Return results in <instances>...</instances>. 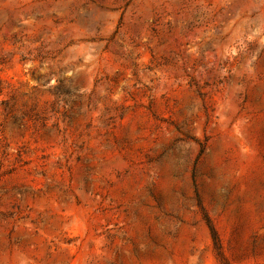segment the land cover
Instances as JSON below:
<instances>
[{
  "label": "rangeland",
  "instance_id": "374dc122",
  "mask_svg": "<svg viewBox=\"0 0 264 264\" xmlns=\"http://www.w3.org/2000/svg\"><path fill=\"white\" fill-rule=\"evenodd\" d=\"M0 264H264V0H0Z\"/></svg>",
  "mask_w": 264,
  "mask_h": 264
},
{
  "label": "trees",
  "instance_id": "16d2710c",
  "mask_svg": "<svg viewBox=\"0 0 264 264\" xmlns=\"http://www.w3.org/2000/svg\"><path fill=\"white\" fill-rule=\"evenodd\" d=\"M213 233H214V230L212 229Z\"/></svg>",
  "mask_w": 264,
  "mask_h": 264
}]
</instances>
